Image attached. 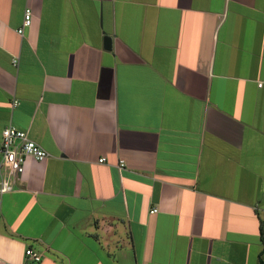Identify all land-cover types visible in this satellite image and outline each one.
<instances>
[{
    "label": "crops",
    "instance_id": "0c3cea01",
    "mask_svg": "<svg viewBox=\"0 0 264 264\" xmlns=\"http://www.w3.org/2000/svg\"><path fill=\"white\" fill-rule=\"evenodd\" d=\"M9 124L0 264H264V0H0Z\"/></svg>",
    "mask_w": 264,
    "mask_h": 264
},
{
    "label": "built area",
    "instance_id": "2783aa9c",
    "mask_svg": "<svg viewBox=\"0 0 264 264\" xmlns=\"http://www.w3.org/2000/svg\"><path fill=\"white\" fill-rule=\"evenodd\" d=\"M33 12L31 7L25 9L23 24L17 29L20 35L24 34V29L31 25ZM17 61V59L15 60ZM259 85H262L260 83ZM15 100V104H18ZM0 173L2 169L8 170V176H1L0 193H5L12 190V176L17 177L24 172L25 163L28 158H33L38 161L45 160L49 157V153L36 141L32 140L28 132L20 130L13 124H9L2 131V141L0 145ZM105 159H100L103 162ZM125 162L120 161V166L123 167ZM158 211V208H152L151 213ZM26 255L33 259L36 263L42 260V256L29 248L26 250Z\"/></svg>",
    "mask_w": 264,
    "mask_h": 264
},
{
    "label": "water",
    "instance_id": "95a60500",
    "mask_svg": "<svg viewBox=\"0 0 264 264\" xmlns=\"http://www.w3.org/2000/svg\"><path fill=\"white\" fill-rule=\"evenodd\" d=\"M105 46H106V48H110L111 47V37H109V36L106 37Z\"/></svg>",
    "mask_w": 264,
    "mask_h": 264
}]
</instances>
